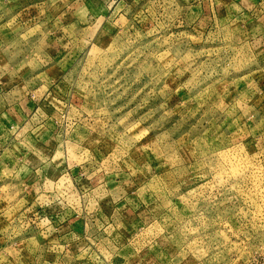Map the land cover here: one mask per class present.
Instances as JSON below:
<instances>
[{
    "label": "rangeland",
    "instance_id": "374dc122",
    "mask_svg": "<svg viewBox=\"0 0 264 264\" xmlns=\"http://www.w3.org/2000/svg\"><path fill=\"white\" fill-rule=\"evenodd\" d=\"M60 1L0 0V264H264V0Z\"/></svg>",
    "mask_w": 264,
    "mask_h": 264
},
{
    "label": "crops",
    "instance_id": "0c3cea01",
    "mask_svg": "<svg viewBox=\"0 0 264 264\" xmlns=\"http://www.w3.org/2000/svg\"><path fill=\"white\" fill-rule=\"evenodd\" d=\"M61 6H66V10L69 8H72L73 6L78 7H89L91 5L95 6H103L106 2V0H61L60 1ZM6 43V42H5ZM7 44V50L3 49L5 47H2L0 49V60L3 58V53H7L12 55L13 49H9L8 43ZM2 45V40L0 41V46ZM4 60V59H3ZM2 62V61H1ZM0 62V63H1ZM3 70H0V137L2 138L4 135L9 134L10 142L18 143V146H22L20 150H23V154H28L30 152H25V147H28L27 142L29 141L30 137H33L36 135L35 133L38 131L40 132L41 128L45 127L47 124V120H38L37 122H33L32 118H27L26 111L28 110L31 112L34 109V104L31 100L27 99L26 102H23L24 104L21 105L20 103H17V100H14L12 104L9 102L3 103V99L8 101V98L6 95L9 94L10 89H13V91L18 88L19 85H13V83H16V80L11 79L10 80V73ZM15 74L12 75L15 76L18 74V72H14ZM4 96V97H3ZM41 97V96H40ZM40 97H36L34 99L40 100ZM32 99V98H31ZM19 105V106H18ZM11 132V134H10ZM28 149V148H27ZM28 151V150H27ZM20 154V153H19ZM32 166V165H31ZM45 166L34 164L32 169L35 170L36 177L34 178L35 183L40 179L39 171L43 170ZM39 175V176H38ZM44 248V247H43ZM50 249V247H48Z\"/></svg>",
    "mask_w": 264,
    "mask_h": 264
}]
</instances>
